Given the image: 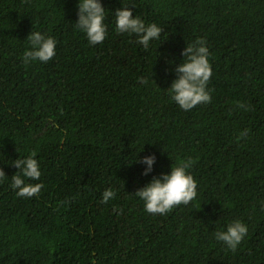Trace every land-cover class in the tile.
Returning a JSON list of instances; mask_svg holds the SVG:
<instances>
[{"label":"trees","instance_id":"16d2710c","mask_svg":"<svg viewBox=\"0 0 264 264\" xmlns=\"http://www.w3.org/2000/svg\"><path fill=\"white\" fill-rule=\"evenodd\" d=\"M101 3L108 34L91 45L79 0H0V264H264V0ZM124 4L163 28L148 49L116 30ZM32 31L57 41L47 63L23 61ZM201 37L212 100L185 111L169 88ZM33 152L42 175L26 182L43 188L18 197L13 163ZM189 159L196 198L148 213L135 193ZM235 220L233 252L215 232Z\"/></svg>","mask_w":264,"mask_h":264},{"label":"clouds","instance_id":"9594fccd","mask_svg":"<svg viewBox=\"0 0 264 264\" xmlns=\"http://www.w3.org/2000/svg\"><path fill=\"white\" fill-rule=\"evenodd\" d=\"M129 4V3H128ZM124 4V7L115 11L116 30L119 33L136 34L138 43L148 49L150 41L159 39L163 28L156 23L146 24L139 16L133 17L132 8ZM135 6L134 3H132ZM79 19L76 22L78 29L82 30L91 45L104 42L108 32L105 24L106 9L101 0H79ZM31 47L23 54L25 65L33 61L47 63L56 55L57 41L52 36L42 34L39 31L31 32L27 37ZM184 61L176 67L178 78L174 80L169 90L171 99L183 110L188 111L199 104L210 103L212 96L208 90V83L213 70L209 60L210 52L205 38H198L193 44H187L183 51ZM140 84H147L143 77L139 78ZM238 107L245 111L250 109L241 103ZM247 130L241 132L237 140L247 136ZM155 155L143 157L140 162L147 165L144 175L153 170ZM19 171L12 176V189L16 195L22 198L38 196L43 188L42 183H30L39 181L41 168L36 153L24 159H16L13 163ZM193 166L192 160L182 161L172 168L170 174H164L162 178L154 177L145 187L135 194L145 202V210L150 214L165 215L179 205H188L197 196V181L190 173ZM6 173L0 167V181L6 178ZM115 191L111 188L103 192L101 203H107L115 198ZM248 233V227L240 220H235L227 226L226 231H216L215 238L222 241L233 252L241 244Z\"/></svg>","mask_w":264,"mask_h":264}]
</instances>
